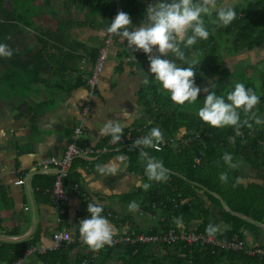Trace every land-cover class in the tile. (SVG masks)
Segmentation results:
<instances>
[{
    "label": "crops",
    "instance_id": "obj_1",
    "mask_svg": "<svg viewBox=\"0 0 264 264\" xmlns=\"http://www.w3.org/2000/svg\"><path fill=\"white\" fill-rule=\"evenodd\" d=\"M141 1L146 7L156 2ZM243 1L215 0V4L218 8L234 7ZM19 2L23 8L19 23L7 18L14 5L4 2L3 9L0 8V17L4 20L0 26V43L13 50L10 58H0V227L3 229L0 236L20 238L32 232L31 239L39 236L37 245L49 248L58 231H70L77 236V226L84 219L87 205L69 182L66 190L70 202L60 219L50 191L41 192L39 187H34L35 182H40L35 176L45 175L41 174L45 173L41 164L50 158L63 157L75 129L80 126L83 129L81 145L95 147L109 140V135H101L99 131L109 120L120 123L122 132L156 126L139 98L153 76L148 73V57L142 51L130 49L118 36L106 44L109 34L106 29L111 20L101 0ZM146 19V14L132 19L131 28ZM103 47L108 49V59L90 110L85 114L84 107L89 101L86 78L94 67L93 55L98 56ZM152 55L158 53L154 51ZM239 55L225 56V67L228 69L227 60L239 61ZM241 69H244L242 63L232 72ZM215 80L212 78L211 82ZM159 88L168 93L160 85ZM156 127L162 133L161 142L171 143L172 148L178 149L186 131L180 130L174 138L162 127ZM124 148H113L92 159L76 158L70 173L78 175L87 197L105 213L113 215L114 220L108 221L115 227V235L160 229L172 217L171 212L155 205L150 207L145 196L127 199L142 188L137 184L145 183V177L129 171L128 156L122 153ZM236 164L243 188L255 184L264 188V169H254L243 157ZM105 165H114L115 170L98 171ZM50 173L55 177L54 171ZM22 179L26 183L19 185ZM199 196L210 212L211 223L218 226L217 233L231 230L223 219L222 204L211 201L205 191L199 192ZM133 201L139 205L135 212L128 209ZM200 225V221H195L191 227L195 230ZM243 240L249 248L264 246V230H246ZM150 249L155 252L159 246L152 245ZM0 264L8 263L0 261ZM24 264L41 262L38 255H30ZM113 264H122L118 253Z\"/></svg>",
    "mask_w": 264,
    "mask_h": 264
},
{
    "label": "trees",
    "instance_id": "obj_2",
    "mask_svg": "<svg viewBox=\"0 0 264 264\" xmlns=\"http://www.w3.org/2000/svg\"><path fill=\"white\" fill-rule=\"evenodd\" d=\"M86 1L92 2V0ZM4 2L14 5L13 11L8 12V20L19 23V14L23 10L19 0H0L1 9ZM101 5H105L109 10V17L112 20L116 10V0H101ZM123 6L132 19L146 14L147 7L141 0H124ZM231 8L235 10L236 16L230 25L224 26L218 23L214 11L212 15L204 17L205 26L209 31L207 40H198L191 48H184L181 45L185 56L183 61L171 52L166 58L182 67L189 66V62L196 59L198 63L193 65L196 85L204 89L206 82L216 78L214 86L208 91L225 98L236 83H244L246 87L252 88L260 100L252 112L244 113L240 110L239 128H212L199 118L197 113L203 106V99L208 91H202L195 103L186 102L184 105H178L170 99L169 93L161 92L159 83L153 79L141 90L140 103L156 126L162 127L171 137L175 138L176 133L184 129L186 132L183 140L178 144V149L172 148L169 144L160 151L135 145V140L147 135L151 128L156 127L152 125L141 131H133L132 142L116 147H125L122 153L128 156L129 171L144 176L145 183L150 184L147 190L142 187L137 193L128 197V201L145 196L150 207L155 205L171 212L172 217L162 223L160 229L153 230L152 234L168 233L174 229L177 234L182 231L194 232L228 241L236 237L244 239L246 230H262L224 210L223 219L231 226V230L209 234L206 229L212 223L210 212L199 196V192L202 191H205L207 197L217 205L221 206V201L214 194L220 196L232 212L264 225V188L256 184L243 188L240 185L237 168H229L222 160L223 154L227 152L233 156L234 163L243 157L254 169H264V123L259 125L255 123L256 117L264 121V60L233 73L225 67L226 55L250 53L264 44V0H244ZM2 21L4 20L0 17V26H3ZM97 57L93 55L92 60L96 61ZM257 79L260 88H257ZM130 132H122L121 138H125ZM237 132H242L243 136L237 135ZM197 135L200 137L197 138ZM232 137H235L234 141L231 140ZM108 139H111V136ZM142 151L163 162L168 169L166 181L148 180L144 171L146 158L141 156ZM222 172L228 174L226 182L219 179ZM35 180H40L34 183L35 188L39 187L41 192L49 190L51 194L55 177L46 174L37 175ZM69 182H72V185L74 183L80 185L78 175L72 172L65 180V188ZM80 190L81 194H85L81 185ZM174 200L177 201L176 205ZM88 215L86 208L84 219L88 218ZM103 215L110 219L106 213ZM195 221H200L201 225L194 230L191 224ZM1 224L2 220H0ZM2 230L0 227V234ZM76 237H79V233ZM38 243L39 236L21 243L0 242V261L14 264L24 258L31 246H36ZM150 247L123 244L108 246L97 251L84 243L76 242L38 256L41 264H113L117 253L122 264H264V259L248 256L244 252L223 251L201 244L188 245L183 241H178L172 246H160L155 252H151ZM86 250L88 253L85 252Z\"/></svg>",
    "mask_w": 264,
    "mask_h": 264
},
{
    "label": "clouds",
    "instance_id": "obj_3",
    "mask_svg": "<svg viewBox=\"0 0 264 264\" xmlns=\"http://www.w3.org/2000/svg\"><path fill=\"white\" fill-rule=\"evenodd\" d=\"M214 11L218 23L224 26L230 25L236 16L233 8L227 6L218 8L215 0H156L154 4L146 8L147 19L141 25L131 28L132 18L128 13L121 11L111 20L106 30L120 37L123 42L126 41L130 49L142 51L148 57V73L162 89L167 90L175 104L184 105L186 102L192 104L198 100L202 91L194 79L196 72L193 65L198 61L193 59L189 62V66L182 67L164 57L171 52L183 61L185 56L181 45L184 48H191L198 40H207L209 31L205 26L204 17L212 15ZM154 51L158 55H152ZM12 55L13 50L8 45L0 43V58H10ZM144 83H148L147 78ZM205 91L208 90L205 89ZM259 100L260 98L252 88L246 87L244 83H236L226 98L208 91L203 99V106L199 108L197 114L212 128L235 127L238 129L240 110L244 113L252 112ZM253 116L255 117L254 112ZM255 123L259 125L264 121L256 117ZM99 131L101 135L111 136L112 142L115 143L121 140L123 128L120 123L109 120ZM161 140L160 129L153 127L147 135L135 140L134 144L158 150ZM141 156L146 158L144 171L149 181L163 182L168 179V169L162 161L148 156L143 151ZM222 160L229 168L237 167L230 153L225 152ZM114 170V165H105L98 169L102 173ZM219 179L226 182L228 174L222 172ZM137 187L147 190L150 184L138 182ZM138 208L139 205L134 201L128 205L129 211L132 212ZM87 212L88 218L81 220L77 226L83 243L91 249H100L111 244L116 229L102 214V207L97 203H89ZM217 230L218 226L213 224H209L206 229L209 234Z\"/></svg>",
    "mask_w": 264,
    "mask_h": 264
},
{
    "label": "built area",
    "instance_id": "obj_4",
    "mask_svg": "<svg viewBox=\"0 0 264 264\" xmlns=\"http://www.w3.org/2000/svg\"><path fill=\"white\" fill-rule=\"evenodd\" d=\"M124 0H116V10L115 15L117 13L123 11L125 12L123 6ZM116 35L109 33L107 36L106 44L114 42ZM108 49L107 47H103L99 55L94 62V67L91 75L86 78V86L89 93V101L84 107L85 114L89 112L91 100L96 95V90L100 82L101 74L104 70L106 61L108 59ZM131 131L125 138H121L119 142H112V139H109L105 145L100 147L90 146L87 144L81 145L80 140L83 135L82 127H77L74 131V135L72 138L71 144L66 149L63 157L61 158H50L44 160L41 164L42 171L55 172V182L51 189V198L54 209L59 214L60 219L66 214V208L70 202V195L65 188V180L67 179L70 173L71 163L76 158H85L92 159L96 156L103 155L104 153L109 152L111 149L116 148L117 145H125L129 142H132L134 138L132 137ZM237 135L243 136L242 132H237ZM200 135H197L199 138ZM232 141L235 140V137L231 138ZM188 142V141H185ZM184 143V141H183ZM171 144V143H169ZM163 142L158 144V150H162V148L166 145H169ZM157 150V149H156ZM199 162V160H197ZM26 183L25 179L18 181L19 185H24ZM74 191L80 197H83L86 201V205L89 203H94L86 194H81L80 185L74 183L73 184ZM176 200H174V204L176 205ZM103 209V208H102ZM105 211L103 210L104 214ZM108 218H112L113 215L110 213H106ZM178 241H183L188 245L193 244H201L202 246H212L217 249L223 251H231L235 253L244 252L246 255L251 257H258L260 259H264V247H253L249 248L246 246V243L243 239L233 238L231 240H217L215 237H206L204 235H199L194 232H185L182 231L180 234L174 229H171L168 233H160V234H152L151 233H137V234H124V235H114L112 238L111 244L105 245L100 249H96L97 251L102 250L108 246H119L123 244L132 245V246H163L169 245L172 246L176 244ZM80 243L83 244L81 237L73 236L70 231H58L53 235V245L52 247H45L43 245L31 246L25 253L24 258H21L14 264H24L25 259L30 255H44L48 251H53L60 248L66 244L72 243Z\"/></svg>",
    "mask_w": 264,
    "mask_h": 264
},
{
    "label": "rangeland",
    "instance_id": "obj_5",
    "mask_svg": "<svg viewBox=\"0 0 264 264\" xmlns=\"http://www.w3.org/2000/svg\"><path fill=\"white\" fill-rule=\"evenodd\" d=\"M230 7V6H229ZM115 15V14H114ZM114 19V17H113ZM3 20V19H2ZM227 56L229 55H226V58ZM240 57L238 58L239 61H233L231 60L229 62V60H227V66H228V71L230 73H233L232 71H234L235 69V66L237 64H240L242 63L244 69L250 67L251 65L253 64H257L259 61L261 60H264V44L262 46H260L259 48L255 49L254 51L250 52V53H243L241 55H239ZM229 62V63H228ZM232 76V75H230ZM216 79V78H215ZM235 81L237 82V80L235 79ZM214 82L215 81H212L211 82V79L206 82L204 84V89H209L211 90V88L214 86ZM257 88H260V82H259V79H257ZM207 92V91H206ZM153 232V231H151ZM160 247V246H159Z\"/></svg>",
    "mask_w": 264,
    "mask_h": 264
},
{
    "label": "water",
    "instance_id": "obj_6",
    "mask_svg": "<svg viewBox=\"0 0 264 264\" xmlns=\"http://www.w3.org/2000/svg\"><path fill=\"white\" fill-rule=\"evenodd\" d=\"M82 159H85V158H82ZM73 163L74 161L71 163V168L73 166ZM41 174H47V175H52L53 173H50V172H45V173H41ZM218 199H220L221 201V204H222V207L225 211L227 212H230L232 213L233 215L237 216V217H240L244 220H246L247 222L249 223H252L254 225H256L257 227H259L260 229L264 230V225H261V224H258V223H255L252 219L242 215V214H239V213H235V212H232L225 204V202L221 199L220 196L214 194ZM33 238L32 236V232L24 237H20V238H9V237H5V236H0V242H10V243H21V242H25L29 239Z\"/></svg>",
    "mask_w": 264,
    "mask_h": 264
}]
</instances>
